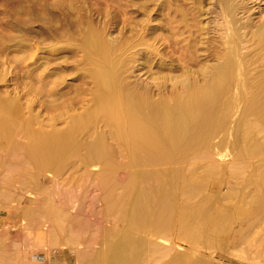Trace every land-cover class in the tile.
Returning <instances> with one entry per match:
<instances>
[{"label": "bare ground", "instance_id": "1", "mask_svg": "<svg viewBox=\"0 0 264 264\" xmlns=\"http://www.w3.org/2000/svg\"><path fill=\"white\" fill-rule=\"evenodd\" d=\"M134 2L27 0L21 10L18 8L19 17L14 15L10 21L0 24L5 30L25 33L29 25L40 24L39 36L49 42L47 64L51 79L46 85L53 114L49 122H39L31 111L24 112L19 99L0 94V162L6 171L28 175L30 186L42 189L36 177L47 170L62 172L74 162L102 164L105 170L99 180L105 190V212L114 216V229L109 227L104 237L99 230V248L87 256H77L78 264H151L157 255L163 259V251H168L158 245L151 246L142 234L151 228L155 235L167 238L174 231L175 213L180 214L181 225L187 233L189 230L192 233L194 223L203 225L200 222L206 220L213 205L209 207L213 199L207 193L208 183L222 168L212 158L216 152L220 155L234 153L240 160V169L233 176L241 180L236 193L242 197L237 216L242 218L246 208H252L255 216L246 230L250 233L264 222V165L255 172L251 170L254 166L246 162L247 156L253 155L255 160H262L264 156V21L255 23L250 15L239 17L242 3L237 0H217L223 19L218 24L222 28L219 34L222 50L209 54L208 59L199 64L195 58L197 50L194 51L195 47L188 40H192L196 31L200 15L195 11L198 4L195 7L191 5L194 0L191 3L189 0L190 4L188 0L182 1L190 7L185 9L187 5H180L179 0H168L163 8L168 10L171 36L165 41L171 48L178 47L179 41L171 38L187 33L184 39L188 38V42L184 43L183 51L180 50L186 68L182 75L172 78L167 75L175 78L172 91L162 94L163 84L157 86L155 95L149 86L131 81L133 66L147 51L159 56L163 66L170 64L159 53L157 44L149 40L148 23L141 25L140 30L132 28L131 35L126 36L125 30L131 26L132 19L127 9L136 6ZM147 2L144 1L146 7ZM120 22L122 28L114 35V28ZM23 39L17 44L21 51L31 48L29 41ZM11 41L3 38L0 51H5ZM68 60L75 64L76 79L85 81L89 88L72 90L73 86L69 89L70 86L65 85L61 75L70 69ZM195 62L197 68L189 70L188 66ZM7 76L5 72L0 73V82ZM56 76L58 80L53 79ZM119 158L125 163H119ZM119 170L126 171L122 181L116 180L115 175L106 176ZM249 171L253 174L244 180ZM202 173L199 180L193 181ZM251 185L254 191L248 196L246 189ZM231 194L229 200L236 196ZM0 196L5 198L1 193ZM44 196V209L27 206L31 209H25L24 214L31 220L38 217L51 221L50 248H60L62 255V249L81 241L74 229L77 217L67 211L69 216L65 206H53L54 202L49 201L53 197L51 193L44 191ZM207 240L203 241L209 243ZM115 241L117 245L113 246ZM34 254L27 255L32 258L21 257L20 261L19 257L17 260L14 255L0 251V264H37ZM160 258L161 262L153 263H162ZM171 259L163 260L166 262L162 264H170ZM62 264H66L63 258ZM191 264L208 263L195 259Z\"/></svg>", "mask_w": 264, "mask_h": 264}, {"label": "rangeland", "instance_id": "2", "mask_svg": "<svg viewBox=\"0 0 264 264\" xmlns=\"http://www.w3.org/2000/svg\"><path fill=\"white\" fill-rule=\"evenodd\" d=\"M144 1L145 0H135L134 3H137L136 6L127 9L129 14L128 17H131L132 19L131 26H128L125 30L126 36L131 35L132 28L140 30L145 23H148L149 30L147 33L149 34V40H151L152 43L155 42V44H157L156 48H160L159 53L162 57L164 56L163 59L166 58V63L170 65L169 67L163 66L159 60V56H156V54H149L147 51L145 54L143 53L144 56H141L135 64L136 66H133L131 81L143 86H149L155 95L158 94L157 86L165 84V89L162 90V94H168L172 91V85L175 82V78H171L173 76L182 75L186 68V63L183 61L182 47L186 46L185 44L188 40L189 42H192L191 45L195 47L194 51L197 50L198 57L195 58L197 61L199 60V64L206 61L209 54L213 55L222 50L220 46L222 39L221 37L219 38L222 28L218 25L223 20L221 19L222 15L220 13V7L217 4V0H194V2H197L196 4L192 2L193 0H190V3L192 2L191 5L194 4L196 7L198 4L196 7L198 10L195 8V11L196 13L199 11L198 13L200 14L198 15L197 13L198 21L197 18L195 20V22L197 21V24L195 23L197 25L195 28L196 31L194 32L191 41L188 38V40L184 39L185 36H187V33L184 34L183 37L181 35H175L171 40L179 41L178 45L180 47L174 45L175 48H171L165 41L166 37L171 36L169 35L171 34V26L167 21L168 10L163 8V5L167 3L168 0H156L157 2L155 0H147V7L145 6L146 4ZM182 1L187 2V0H179V4L184 6L186 3L183 4ZM237 2H241V7L244 9L240 8L238 14L239 17L250 15V19L255 23H260L262 20L264 21V0H237ZM25 3H27V0H0V24L10 21L11 17H14V15L15 17H19L16 13L21 10V6H24ZM188 3L186 4L187 7L185 6V9H188ZM149 11H151V14H149ZM244 11H246V13ZM98 18L100 19L101 17ZM98 18L96 19L97 21H99ZM148 19L151 21L145 22V20ZM25 20H27V18ZM39 25L40 24L38 23L35 25H29V28H27L28 34L23 31L13 29L5 30V28L0 27V42L3 38L12 40L5 51H0V73L5 72L8 74L5 81L0 82V94L3 97L19 99V104L24 109V112L31 111L33 115L38 117L39 122L47 123L49 122L50 117L53 116L50 112L48 87L46 85L49 78L51 79V77L48 76L49 69L47 64V59L49 58V42L39 36L41 33ZM121 28L122 24L120 22V24L114 28V35H117ZM21 39L29 41L32 50H29L31 48H23L24 50L21 51L20 47L17 45ZM180 50H182L181 53ZM243 51L246 52L245 49H243ZM23 52H25L26 55ZM14 59L21 62L19 63L17 61V63H14ZM196 65H198V63L196 64L195 62L193 66H188L189 70L191 68L196 69ZM67 66H70V69L66 70L65 73L61 75V77L65 78V85H69V89L73 86V88H71L72 90L89 88L85 81L76 79L78 75L74 72L75 70L73 67L75 64L73 60H68ZM29 73H32L31 76L28 75ZM167 75L169 77L171 76V78H168ZM53 79L58 80L59 77L56 76ZM80 98H83V96ZM84 98L90 99L89 96L85 95ZM87 103L88 102H86V105ZM60 126L61 125H59V127ZM215 151L216 150L213 152ZM213 152L210 151V154ZM214 154L215 156H212V158L214 157L213 160L215 159V162H213L220 165L222 168L220 169L219 174L212 178V181L210 180L208 183L207 193L213 199V202L210 200L209 207L211 203H213V205H211L212 208L210 207L211 210L206 220L200 222L203 223V225L198 224L199 226H197L196 223L199 222H196L194 224L196 228L199 229H194V226L192 227L193 230L191 229L192 233L190 234V230L189 233H187L181 225L180 214L175 213L172 220L174 231L173 233L168 234L169 236H167V238L162 239L158 235H155L154 230L151 228L142 234V238L151 243V246L155 245L157 247L158 245V248L160 246V249L163 248L168 251V253L163 251V254L167 253L169 254L168 256L167 254L161 255L164 258L166 256V259H162L159 257L160 255H157L162 260V263L166 262L163 260L169 261L172 258L170 264H191L195 259H202L208 264H264V251H262L264 248V237H262L264 236V222L260 224L261 226H257L249 233L246 229L255 218L253 209L246 208V212L242 218H238L237 216L240 210L239 207L242 197L240 193L238 195H236V193L240 190L239 184L241 180L235 179L233 176L239 168L238 165L240 164V160L234 153L220 155L216 152ZM247 157L249 160L246 158V162L254 166L251 170H256L255 172L258 171L259 166L264 165V156L262 157V160L261 158L255 160L256 157L253 155ZM252 159L254 160V163ZM123 161L122 158H119V163H125ZM80 163L81 162H74V165L69 164V166H66L62 172L44 171L45 173L43 172L36 177L40 182L42 189H36L29 184V181H31L30 176L20 173L18 174V172H14L15 174L9 173L6 171L5 165H2L3 163L0 162V193L4 195L5 198L8 197L6 200L0 196V199L3 200H0V211L4 208H9L8 206L13 207L12 209L14 210H18L22 208V205H31V208L34 210H42L46 207L43 203V199H45L44 191L49 192L53 196L49 199V201L54 202V204L50 202L53 206L59 208L61 205V207L65 206L64 208L67 209H65L66 212L68 211L70 215H74L72 216L74 218L77 217L74 229L78 232L77 235L81 239L80 242L69 244L68 247L62 249V255H60V248L54 246L50 248L48 234H50L52 224L48 218L42 219L37 217L32 221H18L17 223H24L23 227L28 231L27 233L29 237L32 238L33 241H36L37 246L35 247L34 244L24 241L21 243V251L17 253L19 255L16 254L13 257H19L20 260L22 258H28L31 256V253H35L36 258L34 257L35 254L33 257L39 262H36L37 264H62V258L66 264H76L77 256H87L93 249L95 250L96 248H99L100 245H98L97 237L100 240L99 236L101 233L99 232L101 230L102 233H104L102 234L104 237L105 234H108L111 228L114 229L113 224L115 222L112 221L114 216L107 215L105 212V202L103 198L105 190L99 180V177H103L105 173L102 164L84 165L81 163L80 165ZM18 169L20 168H17V170ZM253 171H249V174L245 176L244 180L248 179L250 175L253 174ZM109 175H111V177L115 175L114 178H116V180L122 181L126 178V171L119 170L107 174L106 176L109 177ZM202 175L203 173L196 175L193 178V181L199 180ZM252 186L253 185L246 189L248 196H251V193L254 191V187ZM8 193H10L9 196L7 195ZM229 194L236 196H232L229 200ZM55 200L57 201L55 202ZM59 204L60 206H58ZM12 209H8L9 215L12 214ZM226 212L227 214H225ZM223 217H225V220ZM215 219L217 221H215ZM6 224V221H3L1 218L0 226ZM18 225L19 224L16 226ZM103 227H107V230ZM18 228L19 226L17 227V230ZM257 228L259 229L257 230ZM260 228L262 229L261 231ZM104 229L106 231H104ZM196 231H198V233H196ZM199 237L201 240H198ZM204 239H208L207 241L210 244L204 242ZM115 245H117V241L114 242L113 246ZM112 249L114 248L112 247ZM84 251L85 253H83ZM28 254L29 256H27ZM9 255L12 256V254ZM157 256V259H153V261H160ZM110 257H112V255H110ZM12 260L17 261L18 259L15 260L13 258ZM160 262L156 263L159 264Z\"/></svg>", "mask_w": 264, "mask_h": 264}, {"label": "crops", "instance_id": "3", "mask_svg": "<svg viewBox=\"0 0 264 264\" xmlns=\"http://www.w3.org/2000/svg\"><path fill=\"white\" fill-rule=\"evenodd\" d=\"M27 206L32 207L31 205H22L21 209L14 210L12 209L13 207L8 206L9 208H4L3 210L0 211V221L2 218L3 221H6L7 223L6 225L0 226V241H1L0 251H7L8 254L16 255L21 251V247H22L21 243L24 241L25 242L27 241V243L34 244L35 247L37 246V243H35L36 241H33L32 238L29 237L27 233L28 231L25 230V227H23L24 223L23 222L21 224L20 222L17 223L18 221L31 220V218L27 214H24L25 209L29 208V207L27 208ZM15 208H19V207H15ZM8 209H12L11 215L8 214ZM27 216H28V220H27ZM15 224L16 225L19 224L18 230H17L18 226H16Z\"/></svg>", "mask_w": 264, "mask_h": 264}]
</instances>
